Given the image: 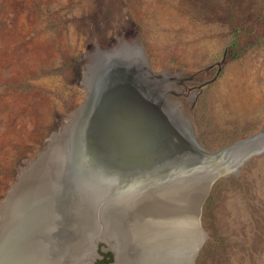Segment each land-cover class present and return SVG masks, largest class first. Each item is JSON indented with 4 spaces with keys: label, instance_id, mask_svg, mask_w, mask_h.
Masks as SVG:
<instances>
[{
    "label": "rangeland",
    "instance_id": "obj_1",
    "mask_svg": "<svg viewBox=\"0 0 264 264\" xmlns=\"http://www.w3.org/2000/svg\"><path fill=\"white\" fill-rule=\"evenodd\" d=\"M134 59L208 151L258 134L242 152L264 150V0H0V256L13 243V191L59 176L47 163L66 143L51 139L77 118L95 73ZM242 166L209 192L196 264H264V151ZM84 238L70 242L74 260L115 262L111 243L84 253Z\"/></svg>",
    "mask_w": 264,
    "mask_h": 264
},
{
    "label": "water",
    "instance_id": "obj_2",
    "mask_svg": "<svg viewBox=\"0 0 264 264\" xmlns=\"http://www.w3.org/2000/svg\"><path fill=\"white\" fill-rule=\"evenodd\" d=\"M99 56L108 58L116 55ZM158 80L159 78L155 77L146 80L130 75L115 76L109 78L89 99L88 95L84 103L85 120L88 124L85 125L83 133L79 134L77 146L79 152L88 154L89 163H84V167L94 176L95 181L89 184V188H86L83 183L81 185L72 183V189L69 192L87 191L94 209L92 218L94 227L88 226L92 227L94 232L90 234V242L89 238H84L85 230L82 231L85 243L89 244L88 249L83 250L84 253L90 248L94 250L97 247L96 240L111 243L110 250L115 254L113 264L118 261V254L113 249L116 239L123 238L129 233V229L134 237L138 236L136 226L133 225L132 212L140 196L155 189L166 191L175 185L187 187L190 184L199 183L208 184L210 192L220 178L235 174L233 171L239 164L244 166L252 154L258 150L264 151L255 146L251 154L242 152L244 147L251 146L250 144L254 141L247 143L236 141L218 151H207L196 142L182 120L177 119L171 111L162 88H159ZM165 85L168 86L167 80ZM91 112H94L93 117L88 120L87 116L91 115ZM65 126L71 134V129L75 125L71 123ZM82 141H86L88 152L82 150ZM175 141L183 144L190 153L183 154L176 160L175 157L170 158ZM242 157H245L243 161ZM85 160L87 159H81L78 163ZM208 196L209 193L202 204L198 203L200 206H198L196 220L198 224L196 231L199 230V236L200 232L203 233L204 240L196 241L198 237L196 232V236L191 237L192 239L185 240L186 243H192L193 250L197 249L196 258L189 261V264H196L200 251L207 241V234L202 227V212ZM127 198L131 200V210L127 214L118 212V208ZM8 199L9 197L5 202ZM151 201L154 204L152 208L157 209L152 213L158 212L160 206L169 210L171 204H175L181 211L188 206L187 203H171L172 201L162 196L158 199L151 197ZM30 203L26 204L25 212L29 211ZM18 214L17 211H13L9 222H16L15 216ZM165 214L162 212V218H160L163 221L170 216ZM108 231L112 233L111 240L107 236ZM185 238L181 237L180 240ZM178 248L167 254H176L179 252ZM73 253L75 255L76 251L71 252ZM81 260L76 264H79ZM180 261L172 257L165 264H182Z\"/></svg>",
    "mask_w": 264,
    "mask_h": 264
},
{
    "label": "bare ground",
    "instance_id": "obj_3",
    "mask_svg": "<svg viewBox=\"0 0 264 264\" xmlns=\"http://www.w3.org/2000/svg\"><path fill=\"white\" fill-rule=\"evenodd\" d=\"M138 61H140V59L137 61L134 59L130 63L118 61V63L121 62V64H115L112 67L100 69L97 74L95 73L92 79L88 99L93 94H96L109 78L130 75L137 79L140 77L146 79L144 77L146 69L137 64ZM85 109V105H83L79 108L78 112H75L77 118L72 122L75 126L71 129V134L66 131L65 134H61V137H53V139H51L53 143L61 141H65L66 143L65 155L62 149H59L55 154L51 153L53 154L51 156L53 163L52 161H50V164L47 163V167H52L51 169L57 170L58 172L56 173H59V176L56 177L55 180L46 181L45 184H37L32 187H28L24 183V180H21L20 185L13 191L12 196H15V198L12 208L7 207L4 210L5 234L11 237L10 241L13 239V243L10 244L11 246L4 252V255L0 256V264H76L79 261L74 260L75 256L70 252L71 248L74 246H72L71 241L73 240L74 243H79L83 239L82 231L88 226L94 227V221L92 219L94 209L91 204L92 202L89 201L87 191L69 192V190L72 189V183L76 185H81L83 183L86 188H89V184L95 181L94 176L84 167V163H89L88 154L79 152L77 146L79 134L81 132L83 133L85 125L88 124L85 120ZM173 113L177 118L178 114L175 110H173ZM93 114L94 112H91V115L87 116L88 120L93 117ZM194 132L189 133L199 145H202L196 132ZM257 137L258 135L255 136V138ZM253 139L254 136H251L239 141L247 143ZM82 144V150L88 152L86 141H82ZM203 151L206 152L204 149ZM188 153H190V150L179 141H175L172 145L170 158L175 157L176 160V158H179L181 155ZM81 159L87 160L78 163ZM42 171L44 170H41V172ZM205 186L206 187H201L202 191L200 195L207 192L209 185L205 184ZM178 192L181 194L179 198L173 195H165L162 193V190L159 189H155V191L151 193L148 192L146 195L140 196L132 212L133 225L136 226L138 231V236L134 237L135 240H140L143 236L153 239L159 238L161 235L162 238L165 234L164 229L167 224L165 220L163 221V219H160V217L162 218V207H159L158 212L152 213L157 211V209L152 208L154 204L151 201V197H156L158 199V197L162 196V198L172 201L171 203H187L188 206L185 210H182V219L179 221H172L168 227L174 228L175 233L181 231L183 238L187 237L190 239L192 234H195L193 226L194 219L190 215L196 203L195 191L193 188L188 187V189L181 188ZM32 196H34V198H31ZM28 202H31L28 208L29 211L25 212ZM130 202L131 200L129 201V198L122 202L120 205L121 207L118 208V212L120 211L126 214L129 209L131 210ZM35 203L38 204L39 209L33 212L30 208L34 206ZM174 205L175 204H171V206ZM149 208H151L152 211L149 210ZM13 211L19 213L15 216V218L17 217V221L14 223L9 222ZM158 215H160V217L157 220ZM111 235L112 233L108 231L107 236L109 240H111ZM127 236L128 234L124 235L123 238H117L115 244H113V249L118 254V261L116 264H126L121 258L126 254L125 239ZM87 247L85 249H87ZM150 248V252H146V256L142 258L141 261L138 259L139 255L130 254L126 258L128 264H139L140 262L141 264H161L160 260L162 257L160 253H163V256H165L164 254L167 255V252H170L161 249L159 246H152ZM142 249H144V247L139 249L140 253ZM139 250H137L136 253H138ZM193 252L186 249L180 250L178 253L174 254V258L179 259V261L181 260L180 262L182 264H189V261H193L197 256V252Z\"/></svg>",
    "mask_w": 264,
    "mask_h": 264
},
{
    "label": "crops",
    "instance_id": "obj_4",
    "mask_svg": "<svg viewBox=\"0 0 264 264\" xmlns=\"http://www.w3.org/2000/svg\"><path fill=\"white\" fill-rule=\"evenodd\" d=\"M205 184L204 183H199L197 185L190 184L187 187L186 186H184V187L181 186L180 187L178 185H175L171 189H168L166 191H162V193L165 194V195H169V196L173 195L176 198H179L180 195H181L180 192H178L179 189H181V188H187L188 189V187L193 188V190L195 191L196 203H195V206L193 208V212L190 215L194 219V223H193L194 233L196 232V235L198 234V237L196 238V241L198 240L199 242H202L204 240V235H203L202 232H200V236H199V233H198L199 230L196 231L198 229V227H197L198 224H197V221H196L197 220V217H198L197 210H198V206H200L199 204L200 203L202 204V202L204 201V199L208 195L209 189H210V186H208L207 192L205 194L200 195V192L202 191V188L201 187H206ZM149 210H151V208H149ZM129 211H130V209H129ZM162 212H165L166 214H170V216L165 220V223L167 225H166V228L164 229L165 230V234L162 236V238H161V235H160L159 238H153L154 240L152 241V239L150 237H144L143 236L140 240H135L134 239V236L132 235L131 230L130 229L128 230L129 233H128V236L125 239V245H126V254L125 255H127V256L124 255L121 258V260L124 263L128 264L126 258L130 254H137V255H139L138 256V259L141 260L142 258H144L146 256V252H148V253L150 252L149 249H151L150 247H152V246H159L161 249H165V250H168V251H175V249L177 250L178 247H181V248H178L179 251L186 249V250H190L191 252H193L194 250H195L194 251L195 253L197 252V249L194 248V250H193V247H192V243L191 242H187V243L185 242V240H190V239H192L191 237L196 236L195 234H192V236L190 237V239L184 237L185 239H182V241H181L180 240V238L182 237L181 231L178 232V233H175L174 232V228H169L168 227L172 221H175V220L176 221H179L180 219H182V214H183L182 211L179 210V208L174 205V206H171L169 210H167V209H165L163 207L162 208ZM157 217L159 218L160 215H158ZM158 218H157V220H158ZM150 235H152V234H150ZM153 235L155 236L154 233H153ZM206 237H207V235H206ZM144 241H146V242H144ZM153 242H155V243H153ZM194 242H195V240H194ZM139 245H143V246H139ZM143 247H144V249H142V252L140 253V250L139 249L140 248H143ZM137 250H139L138 253H136ZM160 254H161L160 256L162 257V259L160 260L161 261V264H165V262L167 260H170L172 257H174V255H169L168 256V254L167 255L164 254L165 256H163V253H160Z\"/></svg>",
    "mask_w": 264,
    "mask_h": 264
},
{
    "label": "trees",
    "instance_id": "obj_5",
    "mask_svg": "<svg viewBox=\"0 0 264 264\" xmlns=\"http://www.w3.org/2000/svg\"><path fill=\"white\" fill-rule=\"evenodd\" d=\"M234 23H235V27H236V29H235L236 34H238V33L240 32V27L237 26V23H236L235 21H234ZM228 54H229V57L232 58V59H235V58L238 57V53L235 51L234 48L229 49ZM104 256H105V257H110L109 260H111L113 255H112L111 253H106ZM109 260H108V261H109ZM104 262H107V259H106V261H104ZM104 262H103V261H100L99 264H105ZM97 264H98V263H97Z\"/></svg>",
    "mask_w": 264,
    "mask_h": 264
},
{
    "label": "flooded vegetation",
    "instance_id": "obj_6",
    "mask_svg": "<svg viewBox=\"0 0 264 264\" xmlns=\"http://www.w3.org/2000/svg\"><path fill=\"white\" fill-rule=\"evenodd\" d=\"M107 259V261L110 259V257H105Z\"/></svg>",
    "mask_w": 264,
    "mask_h": 264
}]
</instances>
